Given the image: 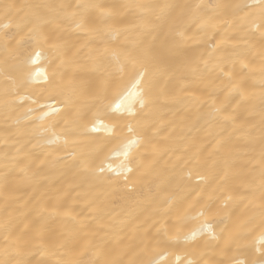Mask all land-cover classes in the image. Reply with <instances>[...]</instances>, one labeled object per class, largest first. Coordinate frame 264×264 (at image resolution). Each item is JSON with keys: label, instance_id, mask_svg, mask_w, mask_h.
<instances>
[{"label": "bare ground", "instance_id": "1", "mask_svg": "<svg viewBox=\"0 0 264 264\" xmlns=\"http://www.w3.org/2000/svg\"><path fill=\"white\" fill-rule=\"evenodd\" d=\"M158 3L173 6L163 26L145 7ZM256 3L0 0V32L9 37L7 49L0 40V260L144 264L157 240L167 239L157 231L161 225L173 237L166 256L170 264L225 259L208 247L206 233L184 239L201 228L200 220L179 221V214L161 219L158 208L169 198H174V207L196 201L221 206L228 194L250 193L247 199L229 202L226 224L212 220L219 224L217 234L224 236L221 229L230 226L233 217L245 218L252 211L250 201H260L264 37L248 27ZM35 19L47 43L29 40L28 31L16 27ZM9 22L12 26L4 29ZM52 43L60 48H51ZM37 51L41 57L32 64ZM131 57L146 61L154 85L149 105L140 113L150 131L134 152L139 163L127 182L123 176L111 184L88 180L72 167L70 153L77 159L109 157L117 167L124 160L122 125L112 135L73 133L66 123L71 120L67 110L54 111L60 105L42 90L37 73L61 72L73 80L80 89L79 103L87 110L110 73L121 84L132 79L141 65L128 62ZM234 85L243 89L242 103L230 96ZM216 108L222 114H214ZM95 112L92 109L89 118ZM53 132L60 140L48 143L55 139ZM189 170L205 180L188 181ZM41 217L42 234L37 223ZM65 238L71 243L61 255L55 244ZM250 243L261 247L259 235Z\"/></svg>", "mask_w": 264, "mask_h": 264}, {"label": "snow or ice", "instance_id": "2", "mask_svg": "<svg viewBox=\"0 0 264 264\" xmlns=\"http://www.w3.org/2000/svg\"><path fill=\"white\" fill-rule=\"evenodd\" d=\"M149 8L152 14L156 17V20L163 26L172 15L173 6L168 3H158L154 5L145 6ZM199 7V6H197ZM255 12L250 14L248 20L249 29H257L260 31L261 36L264 37V0H257L254 5ZM7 19V17H5ZM11 22L3 24L4 29L11 27ZM17 28L26 29L29 33L28 39L35 41L37 44L43 40L47 43V39L42 35L41 23L38 19L27 20L16 24ZM183 34H181L182 36ZM8 32H0V40L4 42V47H9ZM53 49H59L58 43L50 44ZM264 55V52H262ZM41 57V52L35 53V58H30L32 64H36ZM130 63L133 65L140 64L141 66L135 72L132 79L127 84H121L117 82L113 75L110 73L105 80L104 87H102L93 97L94 103L90 106L80 105L79 94L80 89L74 83L73 80H69L61 72H53L51 75L37 73V76L42 78L43 91L46 92L52 99L56 100L60 105L55 108L54 111L59 113L67 110L66 114L71 117L70 121L66 123L70 125L73 133L79 132L82 136L88 137L93 133H105L112 135L117 131L122 134V154L124 160L117 167H112L110 158L105 157L99 159V157L93 158L87 155H81L78 159L76 153H70L75 163L72 165L74 168H78L84 174V177L88 180H94L100 183H114L121 176L124 181L127 182L130 173L135 170V166L139 163L134 152L140 148L143 137L150 129L145 124L141 123L140 113L149 105L150 91L152 89L153 82L148 74V68L146 61L138 59L136 57L129 58ZM117 63L120 64L119 58ZM124 66L121 64L119 71L122 72ZM223 71V69H221ZM233 101L244 100L243 89L239 85H234L232 93H230ZM139 105V109L136 105ZM259 107L262 116H264V91L261 92L259 97ZM92 109H96V112L89 118V113ZM214 114H222L221 109L216 108ZM213 115V113H210ZM107 120L108 123H103V120ZM126 130V134L125 133ZM54 140L47 141L48 143H56L60 140L55 132L52 133ZM64 144H68V138H64ZM114 174V175H113ZM227 173L225 172V176ZM199 177L201 181L205 180L199 172L193 174L191 170L187 172L188 181ZM117 186H119L117 184ZM250 193H237L228 194L224 198V203L221 206L214 204H204L202 201H196L189 204L186 208L182 205L173 206V199L169 198L163 201L158 212L162 214L161 219L166 217H172L177 215L179 221L188 219L200 220L201 228L192 232V235L185 236L184 239H195L197 235L206 233V244L213 251H220L225 259L216 261L215 264H264V192L261 194L259 203L251 202L252 211L245 218L240 219L233 217L231 219L230 226L222 228L221 231L225 232L224 236H220L216 232V228L219 224H226L229 218L230 203L234 199H247ZM37 222L39 226V232H43V220ZM218 220L219 224H215L212 220ZM163 231V236L167 239L157 240L156 247L153 249L154 254L149 255V258L144 264H170L167 261V248L170 246L168 241L173 237L168 232L167 228L163 225L157 229V231ZM259 235V241L261 247L256 248L250 242L254 237ZM71 243L70 238H65L55 244V247L61 252V255L69 251V245ZM19 246L17 245V248ZM255 253H258L256 255ZM95 254V253H94ZM8 255V250L5 249V256ZM245 257V258H241ZM0 264H13V260L3 259L0 260ZM15 264H25L24 261L15 259ZM58 264H84L82 261H65L63 259L58 261ZM87 264H97V261L89 260ZM111 264H121L120 261L114 260ZM188 264H195L194 261L189 260Z\"/></svg>", "mask_w": 264, "mask_h": 264}]
</instances>
